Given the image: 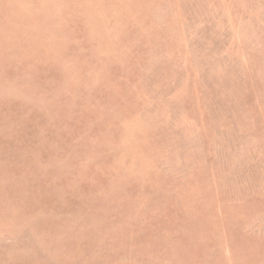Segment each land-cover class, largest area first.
Listing matches in <instances>:
<instances>
[{
  "label": "rangeland",
  "instance_id": "374dc122",
  "mask_svg": "<svg viewBox=\"0 0 264 264\" xmlns=\"http://www.w3.org/2000/svg\"><path fill=\"white\" fill-rule=\"evenodd\" d=\"M0 264H264V0H0Z\"/></svg>",
  "mask_w": 264,
  "mask_h": 264
}]
</instances>
